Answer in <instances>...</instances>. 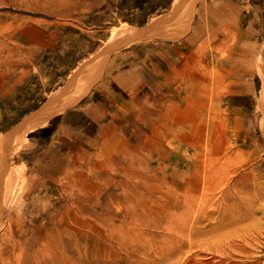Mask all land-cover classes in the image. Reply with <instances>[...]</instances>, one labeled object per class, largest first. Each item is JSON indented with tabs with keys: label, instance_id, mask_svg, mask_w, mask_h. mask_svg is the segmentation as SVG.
I'll list each match as a JSON object with an SVG mask.
<instances>
[{
	"label": "rangeland",
	"instance_id": "obj_1",
	"mask_svg": "<svg viewBox=\"0 0 264 264\" xmlns=\"http://www.w3.org/2000/svg\"><path fill=\"white\" fill-rule=\"evenodd\" d=\"M0 140V264H264V0H0Z\"/></svg>",
	"mask_w": 264,
	"mask_h": 264
},
{
	"label": "bare ground",
	"instance_id": "obj_2",
	"mask_svg": "<svg viewBox=\"0 0 264 264\" xmlns=\"http://www.w3.org/2000/svg\"><path fill=\"white\" fill-rule=\"evenodd\" d=\"M127 30H130V28H127L125 26V27H122L121 30H119V31H121V32L125 31L126 32ZM119 31H117V32H119ZM117 32H115V34H116V35L114 34L115 36L119 37L122 35V33H119V35H117ZM165 34L166 33H164L163 35L166 37ZM170 35L172 36L173 32L170 33ZM98 56H99V54H98ZM102 60H104V59H102ZM100 62H101V59L98 58V61H95V63H93L92 67L89 70H88L89 66L84 65V67L81 70H79L75 75H73L71 77L69 82L63 88H61L59 91H56L55 93H53L50 96L47 103L39 111L34 113L32 116L28 117L27 122L22 127L21 131L27 127H32L33 125L41 123L42 121H44L46 118H48L52 114L62 110L64 107L75 102L81 95H83L87 91V89L91 85L92 79L90 78V76H95V79H97L96 76L101 69V63ZM0 141L2 142V140H0ZM1 144L2 143H0V146H1ZM3 162H4V160L2 161V158L0 155V202H1L5 192L8 193L9 186H10V181H9L10 169L8 168V170H7L5 168L6 164H4ZM6 170H7V173H5ZM191 209H192V207L190 206V210ZM6 221H8V220H6ZM3 223H4V220L0 217V227L3 225ZM110 228L112 229V227H110ZM109 229H107V230H109ZM111 229L109 230L110 233H112V231H113ZM9 232H10V230H9ZM107 234L109 235V233H107ZM5 263H6L5 261H2V264H5Z\"/></svg>",
	"mask_w": 264,
	"mask_h": 264
}]
</instances>
